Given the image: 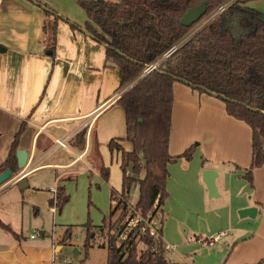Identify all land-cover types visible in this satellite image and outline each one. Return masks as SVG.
<instances>
[{
    "label": "crops",
    "instance_id": "1",
    "mask_svg": "<svg viewBox=\"0 0 264 264\" xmlns=\"http://www.w3.org/2000/svg\"><path fill=\"white\" fill-rule=\"evenodd\" d=\"M247 5L264 12V0H247ZM54 24L55 16L33 0H0V48H5L0 50V164L23 123L19 148L29 153L24 178L28 184L20 188L19 182L9 181L0 187V218L18 233L16 237L0 226V264H58L56 253L63 244L49 236L41 218L42 213L57 212L49 203L52 188L81 170L101 176L98 165L107 164L100 140L109 143L126 135L125 111L116 102L120 72L104 67L105 46L85 27L76 33L59 20L54 53ZM173 90L169 151L181 155L197 146L191 160L179 157L169 165L164 240L178 249L180 227L185 234L193 233L195 240L186 247L202 255L195 263L180 252L179 263H258L264 258V164L253 170L252 185L245 176L252 162V129L231 116L218 96L179 81ZM85 127V148L74 147L73 137ZM58 140H67L66 146ZM123 145L131 149L128 142ZM111 154L121 164V152ZM207 169L218 173L216 199L209 196L203 179ZM45 170L54 174L49 184L32 179ZM247 207L257 208L255 217L239 215ZM34 230L41 237H32ZM219 233H224L221 239L209 244ZM174 236L179 244H171Z\"/></svg>",
    "mask_w": 264,
    "mask_h": 264
},
{
    "label": "trees",
    "instance_id": "2",
    "mask_svg": "<svg viewBox=\"0 0 264 264\" xmlns=\"http://www.w3.org/2000/svg\"><path fill=\"white\" fill-rule=\"evenodd\" d=\"M33 1L48 15L55 16L51 47L55 53L57 22L64 18L41 0ZM203 1L79 0L88 17L85 30L97 42L106 45L104 67L119 68V91L123 90L116 102L125 111L126 136L113 138L108 143L112 153L121 152L123 174L122 189L112 190L111 200L118 203L112 209L111 218L120 207L128 210L129 194L134 187H138L134 211L147 215L161 208L164 212L169 197V165L179 157L187 160L193 157L197 143L181 155H172L169 151L173 87L177 81L201 92L221 94L228 113L251 127L252 162L245 176L252 185L253 170L264 164V14L248 6L247 0H237L189 36L196 24L182 25L181 18ZM207 1L206 15L227 0ZM64 20L73 29L81 28ZM155 63L158 64L154 69L147 70ZM24 128L23 123L7 158L0 164V174L8 168L13 174L20 171L17 150ZM87 132L88 127L79 131L72 145L84 149ZM92 138L98 150L96 132L92 133ZM123 142L131 144V149H125ZM98 166L102 178L109 180L110 167L101 161ZM69 199L65 185H61L49 203L61 211ZM0 226L18 237L1 218ZM87 227L85 246L90 247L96 232L90 223ZM69 232L70 228L60 244L67 243ZM135 234L119 241L108 233L106 264H187L168 260L162 241L148 234L141 237ZM253 264H264V258Z\"/></svg>",
    "mask_w": 264,
    "mask_h": 264
},
{
    "label": "rangeland",
    "instance_id": "3",
    "mask_svg": "<svg viewBox=\"0 0 264 264\" xmlns=\"http://www.w3.org/2000/svg\"><path fill=\"white\" fill-rule=\"evenodd\" d=\"M41 1L44 4H48L59 15L63 16L64 19H68V21L80 27H85L88 17L85 10L81 7L79 0ZM64 19H61V21H65L70 25V23ZM78 29L76 33H80ZM123 137L124 136H120L117 138ZM92 140L94 147V139L92 138ZM100 143L105 163L110 167L109 180H104L94 170L84 171L80 168L79 170L81 171L62 184L65 185L66 192L70 196L69 201L64 205L63 209L60 211L56 208L57 212L54 215L41 214L42 224H46L45 228L48 230L49 236L54 239L55 243L58 245L70 228V232L68 233L70 237L67 243L61 244L62 249L60 252L56 253V261L58 264H106L108 249L105 244L107 242L108 233L117 238V234L112 231L121 223L126 210H123L121 207L118 208L115 216L111 218L112 209L116 203H118V201L115 203L111 200V194L113 189L118 191L122 189L123 174L121 166L117 161V155L113 154L112 156L108 148V141L103 143L100 140ZM125 149L127 148L125 147ZM53 176L54 174L52 171L45 170L34 175L32 179L37 178L40 183L45 185L51 182ZM49 186H51V184ZM131 198L130 201L134 202L138 199V187L132 188ZM213 198L216 199L217 197ZM37 214L38 213L34 212L33 217L36 218ZM88 223L92 225L94 228L93 231L96 232V234L94 232L92 233L93 235L95 234V236L92 238V246L90 247L85 246ZM103 225L104 227H102ZM163 228L165 229V219ZM180 230V247H178V249L177 247L175 248L178 251L167 248L165 255L167 259L172 262H181V256L179 254L180 252H184L182 255H186L187 259L191 262L195 259L196 263L202 255V251L190 253V248L186 247V245H190L191 242L195 240L194 235L193 233L185 234L182 227H180ZM33 233L37 237H41L37 230H34ZM175 243L179 244V241H176V236H174V241L171 244ZM67 257L70 259V263L66 262Z\"/></svg>",
    "mask_w": 264,
    "mask_h": 264
},
{
    "label": "built area",
    "instance_id": "4",
    "mask_svg": "<svg viewBox=\"0 0 264 264\" xmlns=\"http://www.w3.org/2000/svg\"><path fill=\"white\" fill-rule=\"evenodd\" d=\"M237 0H227L221 6H219L213 12L205 15L198 23H196L195 28L190 32L189 36L196 33L202 26L206 25L210 21H212L215 17L221 14L224 10H226L230 5H232ZM170 53V52H169ZM158 63L151 65L147 70H152L157 66ZM123 90L120 91L118 97L122 94ZM58 145L66 146L67 140H58ZM27 176V172L25 170H20L18 174H13L12 179L10 181H14L15 183L20 182L23 178ZM1 187V186H0ZM54 194V197L57 195V187L52 188L51 190ZM131 193L129 194L128 201V210H126L121 223L116 226V228L112 231L117 234V238L119 241H124L129 238L132 233H136V236H142L148 234L152 238L158 241H162L165 248H171L175 250V245H169L165 242L163 233L161 229L163 228L165 214L161 208H156L155 210H151L147 215H144L140 211H134V201H130ZM132 199V198H131ZM56 209V207H54ZM224 233H219L215 237H212L209 241V244H214L219 241ZM33 235L32 237H35ZM66 262L70 263V259L67 257Z\"/></svg>",
    "mask_w": 264,
    "mask_h": 264
},
{
    "label": "water",
    "instance_id": "5",
    "mask_svg": "<svg viewBox=\"0 0 264 264\" xmlns=\"http://www.w3.org/2000/svg\"><path fill=\"white\" fill-rule=\"evenodd\" d=\"M207 8H208V1L204 0L201 4L196 5L192 8H190L181 18V24L191 27L198 23L207 13ZM106 46L105 44H103ZM0 50H5V48H0ZM52 51H49V54H51ZM208 93L218 96V97H223L221 94L214 93L211 91H208ZM17 158H18V166L20 170H25L27 163H28V158H29V153L26 149L19 148L17 150ZM13 176V171L12 169L8 168L5 172L0 174V186L3 184L9 182L12 179ZM218 176L217 171L213 169H207L203 173V179L207 185V188L209 190V196L211 198L213 197H218L219 192L216 184V178ZM26 179H22L19 182V187L23 188L27 185ZM257 214V208L256 207H247L244 209H241L239 211V215L241 217H246V216H251L255 217ZM182 230L184 233H186L185 227H182ZM43 234V233H42ZM59 250V249H58Z\"/></svg>",
    "mask_w": 264,
    "mask_h": 264
}]
</instances>
